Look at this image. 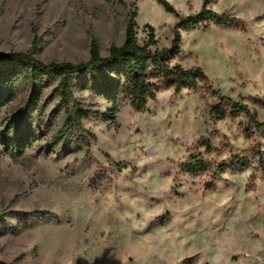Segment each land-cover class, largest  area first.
<instances>
[{"label": "rangeland", "instance_id": "obj_1", "mask_svg": "<svg viewBox=\"0 0 264 264\" xmlns=\"http://www.w3.org/2000/svg\"><path fill=\"white\" fill-rule=\"evenodd\" d=\"M168 1L183 16L203 2ZM213 9L243 23L182 31L172 65L202 67L214 89L264 121V0ZM135 11L139 40L152 25L153 47L169 46L177 17L157 0H0V53L77 63L95 38L106 56ZM0 69V264H264V128L241 112L218 119L203 84L163 89L144 111L125 99L114 110L113 92L96 86L117 82L120 67L104 65L75 79L89 112L84 138L64 130L58 76ZM198 152L209 167L183 170Z\"/></svg>", "mask_w": 264, "mask_h": 264}, {"label": "trees", "instance_id": "obj_2", "mask_svg": "<svg viewBox=\"0 0 264 264\" xmlns=\"http://www.w3.org/2000/svg\"><path fill=\"white\" fill-rule=\"evenodd\" d=\"M168 12L174 13L177 21L171 28L172 38L169 46L154 48L156 44L155 28L148 25V39L140 41L137 36L136 16L131 14L126 25L125 41L122 45L112 44L108 54L103 56L97 39H93L90 45V57L87 61L77 63L63 61L44 62L34 55L21 51L0 53V61L10 65H20L31 76H58L61 104L67 114L64 130L80 134L86 138L83 131L84 120L89 112L82 107V103L75 99L73 87L75 79L83 73H89L93 69L114 65L120 67V78L117 82H101L96 88L100 94L111 90V101L114 110L119 109L122 99L128 100L135 111L146 110L151 100L156 98L159 91L172 89L174 94H179L184 89H196L200 84L208 87L216 98L212 104V113L218 119H224L228 114L241 112L250 120L257 130L264 128V121L258 120L248 104L236 101L213 88L210 78L200 66L185 67L179 63L172 65V60L181 54L182 31L200 28L201 25L215 23L216 25L237 26L243 20L230 12H218L213 9L217 0H203L201 10L197 13L183 16L168 0H157ZM5 71L0 69V88L4 84ZM1 96V95H0ZM86 131V130H85ZM93 138H96L94 134ZM2 142L5 141L0 136ZM21 145V144H20ZM212 151V145L207 143V152ZM260 165L264 171V157L259 156ZM234 162L241 167H249L252 159L247 155L237 154ZM225 163L220 162L216 173H220ZM209 167V162L202 152L193 154L189 160L182 164L186 172L204 171ZM253 188V187H252Z\"/></svg>", "mask_w": 264, "mask_h": 264}]
</instances>
